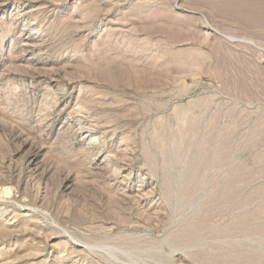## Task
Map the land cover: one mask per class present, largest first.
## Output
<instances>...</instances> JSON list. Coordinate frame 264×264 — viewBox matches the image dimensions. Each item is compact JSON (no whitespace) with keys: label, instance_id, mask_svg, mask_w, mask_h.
<instances>
[{"label":"rangeland","instance_id":"obj_1","mask_svg":"<svg viewBox=\"0 0 264 264\" xmlns=\"http://www.w3.org/2000/svg\"><path fill=\"white\" fill-rule=\"evenodd\" d=\"M0 264H264V0H0Z\"/></svg>","mask_w":264,"mask_h":264},{"label":"bare ground","instance_id":"obj_2","mask_svg":"<svg viewBox=\"0 0 264 264\" xmlns=\"http://www.w3.org/2000/svg\"><path fill=\"white\" fill-rule=\"evenodd\" d=\"M60 254V253H59Z\"/></svg>","mask_w":264,"mask_h":264}]
</instances>
